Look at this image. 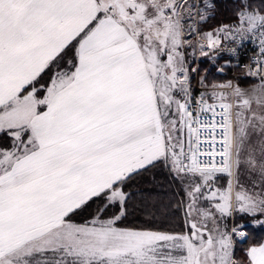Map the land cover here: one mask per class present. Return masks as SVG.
Here are the masks:
<instances>
[{
	"label": "snow or ice",
	"instance_id": "1",
	"mask_svg": "<svg viewBox=\"0 0 264 264\" xmlns=\"http://www.w3.org/2000/svg\"><path fill=\"white\" fill-rule=\"evenodd\" d=\"M191 7L0 0V264H264V243L241 261L233 240L246 239L237 216L264 215V9L241 0L235 25L194 45ZM221 34L258 41L245 67L260 84L193 100L181 49L208 56ZM242 165L260 193L240 184ZM157 167L186 184L180 230L121 226L132 182Z\"/></svg>",
	"mask_w": 264,
	"mask_h": 264
},
{
	"label": "trees",
	"instance_id": "2",
	"mask_svg": "<svg viewBox=\"0 0 264 264\" xmlns=\"http://www.w3.org/2000/svg\"><path fill=\"white\" fill-rule=\"evenodd\" d=\"M249 3L254 9H264V0H248V4ZM213 5L210 14L198 26L200 34L214 31L221 25H235L237 23V9L234 7L235 5L231 0H216ZM184 50L187 51V48ZM212 61L213 58L210 56L200 59L199 71L205 70L206 76L220 77L221 73L215 71L214 66H211L212 64L210 65ZM217 61L227 62V59L225 56H221ZM224 69L225 71L227 70V73L223 75L222 78L228 79L230 77L231 79L234 74V77L238 78L241 85H244V82L250 78L240 75L229 65H226ZM205 80L208 81V79ZM128 190L133 196L129 203V214L121 226L144 227L169 231L180 230L178 225L183 216V212L182 210L176 211L175 206L179 201L185 200L186 195L180 180L173 179V174H170L167 169H164L163 167L152 169L148 174L143 177H138L133 181ZM169 205L171 208L166 210V206ZM97 206V203H93L82 213L81 216L74 217V219L76 222H83L84 219H90L95 214ZM112 211H114V209L107 210L105 216H110ZM152 212L155 213L154 219L150 214ZM237 218L243 219L247 217L239 216ZM246 229L249 230L251 227L248 225ZM251 232L252 245L258 244V242L264 238V230L261 228Z\"/></svg>",
	"mask_w": 264,
	"mask_h": 264
},
{
	"label": "rangeland",
	"instance_id": "3",
	"mask_svg": "<svg viewBox=\"0 0 264 264\" xmlns=\"http://www.w3.org/2000/svg\"><path fill=\"white\" fill-rule=\"evenodd\" d=\"M215 1L216 0H188V4L190 6H192L191 7L192 15H191V18H189L188 15L185 14L184 23H185V27H186V32L189 30L188 25H191L192 28L195 29V31L192 32L191 36L186 35L185 39L191 40L194 45L197 41L202 40V37H203V34H200L198 31V26L205 19L201 20L200 16L203 15V16L207 17L210 14L211 10L213 9V6H214L213 4ZM231 1L235 5L234 7L236 9H238L240 6L241 0H231ZM244 2L248 4V0H244ZM208 5H212V7H208ZM249 5H250V3H249ZM197 13H199V15H197ZM223 39H224L223 34H221V48L220 49H217L215 51H209L207 48L205 49V51H209L208 57L210 56L211 58H213V61L210 63V65L212 64L211 66H214V68H215L214 70L219 71L221 73L220 77H211L209 75L206 76L205 70L199 71V67H200L199 60L204 58V57H207V56H202L200 53V49L198 47H187L186 46L185 48H187V51L184 50L185 48L181 49L185 55L186 67L189 69V82H190V90H191L192 97H194V96L200 97L201 94H203L205 99L209 100L211 103H214L215 101H213V99H212V92L214 89L212 86L213 85L226 84L228 82L232 83V80H230V77L228 79L222 78L223 75H225L227 73V70L225 71V69H224V67H226V65H228L227 62L217 61L221 56H224L222 53ZM165 59H166V57H165ZM221 59H223V58H221ZM193 61H194V63H193ZM193 68H195L196 71L193 72L191 70ZM222 68H223V70H222ZM205 79H208V81ZM259 84H260V79H256V78H249L246 82H244V85H241V83L238 84V82L232 83L233 86H239L241 89H245V90H251L255 87H258ZM217 91H221V90L217 89ZM222 91H224L226 93L230 92V90H228V89H223ZM227 182H228V177L220 176L218 178V180L216 181L215 186L226 187ZM239 182L241 185H243L245 188L249 189L250 191H254L256 193L261 192V186L259 183L258 176L249 174L247 168L244 165H242L241 169H240ZM254 182H255V187H253ZM181 185L183 186L184 189L186 188L185 183L181 182ZM185 199H186V197H185ZM237 217H239V216H237ZM237 217H236L237 223L243 222L247 226L249 225L251 227V229H249V230H247L246 228L244 229V231L246 232V239L239 240L235 236L233 237V240H234V256L238 260L243 261L245 258L247 249L251 246H254L251 244V236H252L251 231L257 230L260 228L264 230V223H261V222H264V215H257V216H247L246 215L247 218H243V219H238ZM227 223H228L229 228H230L233 221L228 220ZM261 243H264V238L261 239L258 242V244H256V245H259Z\"/></svg>",
	"mask_w": 264,
	"mask_h": 264
},
{
	"label": "built area",
	"instance_id": "4",
	"mask_svg": "<svg viewBox=\"0 0 264 264\" xmlns=\"http://www.w3.org/2000/svg\"><path fill=\"white\" fill-rule=\"evenodd\" d=\"M230 49H235V51H230ZM222 53L227 59V64L233 67L240 75L260 79L258 76H249L245 67L248 65L253 67L255 66L253 61L259 55L258 41L253 42L250 39L242 43H237L236 41H233L231 37H229L228 39H223ZM230 80H232V83H240L238 78L234 77V74ZM195 99H199V96H194L193 100ZM208 102L211 103L209 100ZM217 111L219 112L220 109L217 108ZM203 118L211 119V114L204 113L202 114V119ZM218 119L219 116H217V120Z\"/></svg>",
	"mask_w": 264,
	"mask_h": 264
}]
</instances>
